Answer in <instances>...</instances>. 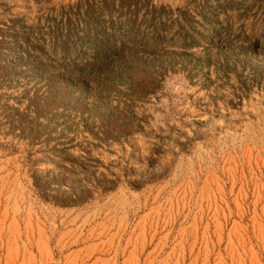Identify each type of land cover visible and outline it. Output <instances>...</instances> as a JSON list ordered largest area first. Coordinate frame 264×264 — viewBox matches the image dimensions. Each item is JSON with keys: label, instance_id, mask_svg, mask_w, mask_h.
Segmentation results:
<instances>
[{"label": "rangeland", "instance_id": "1", "mask_svg": "<svg viewBox=\"0 0 264 264\" xmlns=\"http://www.w3.org/2000/svg\"><path fill=\"white\" fill-rule=\"evenodd\" d=\"M0 264H264V0H0Z\"/></svg>", "mask_w": 264, "mask_h": 264}]
</instances>
